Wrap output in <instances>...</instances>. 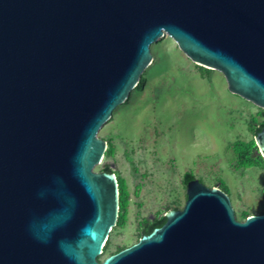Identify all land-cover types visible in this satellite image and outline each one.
Masks as SVG:
<instances>
[{
    "label": "water",
    "instance_id": "95a60500",
    "mask_svg": "<svg viewBox=\"0 0 264 264\" xmlns=\"http://www.w3.org/2000/svg\"><path fill=\"white\" fill-rule=\"evenodd\" d=\"M169 36L264 109V0H0V264H264V214L237 221L196 179L182 210L98 257L119 213L97 138ZM264 159V127L254 136Z\"/></svg>",
    "mask_w": 264,
    "mask_h": 264
},
{
    "label": "rangeland",
    "instance_id": "374dc122",
    "mask_svg": "<svg viewBox=\"0 0 264 264\" xmlns=\"http://www.w3.org/2000/svg\"><path fill=\"white\" fill-rule=\"evenodd\" d=\"M176 45L164 35L149 46L150 65L97 134L107 150L94 172L109 165L125 191L100 262L135 244L145 224L183 209L187 174L209 189L225 188L237 221L264 214V168L240 166L236 155L238 143L255 144L264 109L231 94L222 73Z\"/></svg>",
    "mask_w": 264,
    "mask_h": 264
},
{
    "label": "trees",
    "instance_id": "16d2710c",
    "mask_svg": "<svg viewBox=\"0 0 264 264\" xmlns=\"http://www.w3.org/2000/svg\"><path fill=\"white\" fill-rule=\"evenodd\" d=\"M263 127H264V122L257 125L253 129V135L255 136L258 132L262 130ZM236 155H237V162L240 166L261 165L264 168L263 159L261 155L259 154L258 148L253 142L252 143H244V142L238 143L236 145ZM101 172L112 173L109 165H104L101 169ZM183 178H184L185 185L188 181L194 179L191 175H188V174L183 176ZM118 185H119L120 211H122L125 205V200H124L125 191H124L122 181L118 180ZM221 190L227 194V190L225 188H221ZM247 217L248 215L246 213L242 214L243 221ZM165 222H166L165 216L161 218L153 219L152 221L144 225L140 233V237L143 235L144 236L148 235L155 228H160L161 226L164 225Z\"/></svg>",
    "mask_w": 264,
    "mask_h": 264
}]
</instances>
